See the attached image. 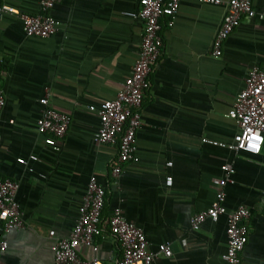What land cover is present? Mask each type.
<instances>
[{
	"label": "crops",
	"instance_id": "1",
	"mask_svg": "<svg viewBox=\"0 0 264 264\" xmlns=\"http://www.w3.org/2000/svg\"><path fill=\"white\" fill-rule=\"evenodd\" d=\"M2 1L28 14L40 11V0ZM139 1L62 0L51 10L59 30L47 38L27 36L16 14L0 17L6 98L0 177L20 182L16 198L25 222L7 234L0 264H56L55 237L70 235L92 175L106 188L104 215L120 206L144 229L152 252L171 242L173 255L152 264H224L226 216L207 219L198 230L191 218L215 199L220 186L214 179L225 175V163L235 168L224 186L228 209L245 204L253 210L241 264H264V146L250 154L204 140L233 141L238 127L229 110L249 70L264 65V18L243 17L219 57L211 51L225 5L182 0L173 25L162 18L164 46L141 109L137 160L116 183L110 164L118 143L95 140L100 121L88 106L114 99L132 72L144 22L125 12L138 10ZM253 3L264 8V0ZM48 92L54 107L71 116L63 138L37 129L40 98ZM95 243L98 250L80 246V255L103 264L122 258L121 243L108 230Z\"/></svg>",
	"mask_w": 264,
	"mask_h": 264
},
{
	"label": "built area",
	"instance_id": "2",
	"mask_svg": "<svg viewBox=\"0 0 264 264\" xmlns=\"http://www.w3.org/2000/svg\"><path fill=\"white\" fill-rule=\"evenodd\" d=\"M62 0H40V11L28 14L0 0V17L3 14H16L23 22L27 36L47 38L59 30V21L51 10ZM202 3L225 5L226 12L217 31L212 47V55L222 54L223 44L230 34L240 25L243 17L264 18V8L257 10L253 0H198ZM182 0H140L138 10L127 11L126 15L139 18L144 22V33L139 56L132 66L131 74L123 82L114 99L104 100L88 108L97 113L100 121L95 133L98 143H118V153L110 164L111 177L117 183L124 172L125 165L137 160V136L142 126L141 109L146 92L150 90L154 73L162 56L164 37L162 18L167 17L169 25L180 9ZM4 60L0 56V80L3 74ZM49 92L40 98L41 115L37 119L39 133H51L63 138L70 127L71 116L54 107ZM6 104L4 92L0 86V125L3 108ZM238 127L231 143L204 139L215 144L227 146L235 152L258 154L264 146V65H254L248 72L245 87L238 93L229 110ZM2 134L0 131V140ZM173 163L168 162L171 166ZM223 177L215 178L220 188L211 205L191 218L192 228L198 230L207 219L218 220L221 215L227 220V248L221 257L224 264H241V254L249 241V222L253 210L245 204L228 209L224 186L233 182L235 168L231 163L222 165ZM166 184H173V176L166 177ZM20 188L18 180L0 177V253L8 246L7 234L14 229L25 227L22 209L16 196ZM106 188L92 175L87 183L79 217L67 237H55L53 245L56 264H103L100 259H85L80 255L79 247L87 246L98 250L96 236L108 230L120 241L123 255L117 264H152L158 256L170 257L173 249L170 241L162 242L157 252L148 248V238L144 229L129 221L120 206L104 215Z\"/></svg>",
	"mask_w": 264,
	"mask_h": 264
}]
</instances>
